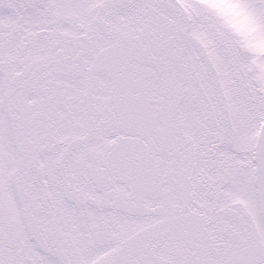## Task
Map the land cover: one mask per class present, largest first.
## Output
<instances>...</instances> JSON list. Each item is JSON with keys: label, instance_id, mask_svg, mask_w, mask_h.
<instances>
[{"label": "snow or ice", "instance_id": "snow-or-ice-1", "mask_svg": "<svg viewBox=\"0 0 264 264\" xmlns=\"http://www.w3.org/2000/svg\"><path fill=\"white\" fill-rule=\"evenodd\" d=\"M0 264H264V0H0Z\"/></svg>", "mask_w": 264, "mask_h": 264}]
</instances>
